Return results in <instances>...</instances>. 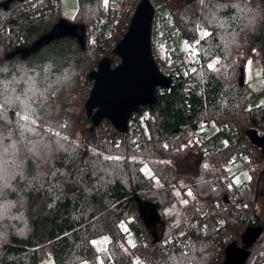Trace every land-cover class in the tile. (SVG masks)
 <instances>
[{
	"label": "trees",
	"instance_id": "16d2710c",
	"mask_svg": "<svg viewBox=\"0 0 264 264\" xmlns=\"http://www.w3.org/2000/svg\"><path fill=\"white\" fill-rule=\"evenodd\" d=\"M78 1L70 21L85 27V49L72 36L43 40L42 47L33 48L62 19L61 7L37 18L10 19L0 32V264H40L49 258L55 264H94L99 252L92 241L102 235L109 236L112 264H212L217 253L214 264H223L229 246L222 244L223 238L243 245L242 236L250 228L260 231L245 264H257L264 251V218L256 208L264 184V171L259 170L264 105L248 106L244 72L253 53L264 69V0H190L176 8L166 0L174 26L196 46L200 65L171 87L158 88L157 102L132 115L141 132L137 138L130 132L122 138L108 120L95 127L84 110L73 114L68 105L46 100L48 94L78 90L80 77L90 81L87 72L98 62L90 38L105 0ZM15 3L8 10L0 7V17L9 16ZM124 19L125 10L117 27ZM205 31L210 35L201 39ZM214 60L227 62L221 75L209 67ZM145 109L149 113L142 118ZM24 115L28 121L21 119ZM196 122L208 127L234 122L238 133L223 151L206 158L186 134ZM76 129H81L85 147L70 140ZM250 132L257 133V140ZM240 144L253 147L254 160L242 190L245 204L235 208L229 201L230 185L219 179L212 188L203 175L209 170L220 175L223 166L218 163L226 164ZM195 152L200 158L193 174L171 163ZM146 162L161 187L143 173ZM173 185L187 201L186 223L200 219L201 206L222 204L231 211L222 216L218 229L189 232L190 242L182 246L165 217V208L175 201ZM131 219L142 233L134 248L122 227ZM154 225H160L159 234Z\"/></svg>",
	"mask_w": 264,
	"mask_h": 264
},
{
	"label": "built area",
	"instance_id": "2783aa9c",
	"mask_svg": "<svg viewBox=\"0 0 264 264\" xmlns=\"http://www.w3.org/2000/svg\"><path fill=\"white\" fill-rule=\"evenodd\" d=\"M140 1L141 0H132V2L128 4L125 9V19L117 27L119 16L121 15L117 5L121 3V0H105L103 16L91 32L92 43L90 47L97 53L98 62L103 57H109L113 67H116L121 63V58L114 53V49L128 30L131 19L134 16ZM15 2L16 3L10 12V15L0 17V32L8 27V21L10 19H16L23 15L37 18L43 15L52 14L58 11L61 7L60 0H21ZM150 2L154 9L151 23L152 55L160 72L170 78L171 83L173 84L199 67L200 58L198 56V50L193 43L186 41L174 26L168 1L150 0ZM168 8L170 9V15L165 12ZM118 34L120 35L119 40L117 38ZM94 69H97V65ZM90 72L91 71H88L87 73L90 74ZM82 83L79 92L77 94H70L69 100H78L82 106L85 107L93 89L94 80L91 79L89 81L83 76ZM256 105L258 104L248 103V106L250 107ZM116 131L119 136H122V138L128 132L136 138L141 135L136 122L131 118L129 120L127 133H121L117 129ZM237 133L238 127L234 122L218 123L210 127L205 126L201 122H196L186 128V134L188 135L189 140L198 143L199 152L206 158H214L229 144L233 143ZM162 143L169 146V143L165 140H163ZM136 148L138 149V146ZM252 151L253 147L251 145L240 144L233 151L226 164L222 162L218 163V167L223 166L220 175L212 170L205 172L203 175V179L210 182L212 188L217 187L219 179L230 185L229 201L235 208H241L245 204L242 195L244 183L235 184L228 167L239 160L252 164L254 160ZM259 170L264 171V161L260 164ZM230 211V206L222 204H217L211 209L201 206L197 210L200 219L185 224L183 231L179 233L177 232L174 239L177 243L183 246L190 242V234L188 233L193 230H205L208 228L216 230L223 223L222 216L228 214ZM184 233L187 234L183 235ZM171 239L172 238H170V240ZM164 242L166 243L167 240ZM232 243L233 239L229 236L224 237L222 240L223 245H230ZM141 262L142 264H147L145 261ZM134 264H136V262ZM189 264L193 263L190 262ZM257 264H264V251H262V257L258 260Z\"/></svg>",
	"mask_w": 264,
	"mask_h": 264
},
{
	"label": "water",
	"instance_id": "95a60500",
	"mask_svg": "<svg viewBox=\"0 0 264 264\" xmlns=\"http://www.w3.org/2000/svg\"><path fill=\"white\" fill-rule=\"evenodd\" d=\"M15 1L21 0H5L0 2V7L8 10ZM153 14L150 0H141L128 30L114 49V53L121 58V63L113 67L111 59L103 57L99 60L97 69L90 72L94 85L85 110L86 117L92 120L93 126H99L102 121L108 120L119 132L127 133L132 115L142 107L152 106L157 102L158 88L171 87V79L160 72L151 51ZM55 30L61 32L57 37L54 35ZM59 36L78 37L82 49L86 48L85 27L64 18L35 41L33 48L42 47L43 40L51 42ZM17 53L19 50L12 52L9 57ZM259 231L256 229L254 235H249L243 245L234 242L230 244L223 264H245L250 254L248 247L256 240Z\"/></svg>",
	"mask_w": 264,
	"mask_h": 264
},
{
	"label": "rangeland",
	"instance_id": "374dc122",
	"mask_svg": "<svg viewBox=\"0 0 264 264\" xmlns=\"http://www.w3.org/2000/svg\"><path fill=\"white\" fill-rule=\"evenodd\" d=\"M186 1H190V0H171V7L176 8L177 6L181 5L183 2H186ZM128 4H129L128 0H121V3L117 5V8L120 11V13L127 8ZM78 6H79L78 0H61L62 18L68 19V20L74 19L78 11ZM165 12L168 15H170L169 8L166 9ZM91 43H92V39L90 38V44ZM211 65H213L212 67L213 70H215L217 74L221 75L227 65V62H221L219 60H214L211 63ZM82 77L83 76H81L79 80L80 87L78 88V90L76 91L66 90L62 92L61 94H48L46 96V100L50 102L56 101V102L68 105V111L73 114H80L81 111L84 110L85 116H86L85 107H83L82 104L78 100H75V99L69 100L70 94H77L79 90L81 89L82 84H83ZM244 80L246 82V86L248 89V95H247L248 103L264 104V69L261 66L259 59L255 53L250 55L247 60V63L245 66V72H244ZM148 113H149L148 109H145L141 117L144 118V116L148 115ZM250 137L255 140L257 137V133L250 132ZM69 138L71 141H74L76 144H79L80 146L85 147L81 129H76L75 133ZM198 158H200V155L195 152L193 153L192 156H189V157L186 156L180 160L171 161V163L174 164L180 171L193 174L197 166ZM252 168H253V165L251 163L245 162L242 160H239L228 167L232 175L233 182L235 184H241V183L247 182L249 180L250 170ZM141 169L147 177L151 178L154 181V184L156 187L162 186L159 179L156 176H154V172L152 171V168L148 162L144 163ZM237 181H239V183H237ZM260 188H261V198L259 202L257 203L256 208L260 216L264 218V184H261ZM171 191L175 196V201L172 204H170L168 207H166L165 210L169 208L170 206L171 207L174 206L176 209L179 208L180 211L183 210L184 212L185 198L182 194L181 188L179 186L173 185L171 187ZM186 192L189 193L188 190H186ZM122 227L123 229L125 228L127 229V231H125L127 243L129 240H131L134 244H136L141 240L142 233L134 219H131L130 221L123 223ZM152 229L156 234H159L161 227L160 225H154V227L152 226ZM255 232H256V229L254 228H250L246 230L242 236V240H243L242 242H244L245 239L249 235H252V234L254 235ZM105 237L108 238V242H109V236L107 235L99 236L94 240L100 241V240H103ZM108 242L103 245L101 244L94 245L97 251L99 252L94 264H101V262L102 264L111 263V256L108 250ZM218 258H219V254L217 253L215 257L213 258L212 264L216 263L218 261ZM40 264H55V263L53 259L49 258V259L41 260ZM77 264H91V263L88 261H83Z\"/></svg>",
	"mask_w": 264,
	"mask_h": 264
},
{
	"label": "crops",
	"instance_id": "0c3cea01",
	"mask_svg": "<svg viewBox=\"0 0 264 264\" xmlns=\"http://www.w3.org/2000/svg\"><path fill=\"white\" fill-rule=\"evenodd\" d=\"M165 217L176 232H182L185 226V212L170 206L165 210Z\"/></svg>",
	"mask_w": 264,
	"mask_h": 264
},
{
	"label": "snow or ice",
	"instance_id": "6c2138e0",
	"mask_svg": "<svg viewBox=\"0 0 264 264\" xmlns=\"http://www.w3.org/2000/svg\"><path fill=\"white\" fill-rule=\"evenodd\" d=\"M209 35H210V34H209L208 32L205 31V32H203V33L201 34V39H203V38H205V37H208ZM197 43H199V41H197ZM209 67L211 68V67H213V65L210 64ZM29 118H30L29 115H24V116L21 117V119H23V120H25V121H28ZM31 122H32L33 124L36 123L35 120H32ZM56 135L59 136V133H56ZM64 139H66V137H64ZM107 159H110V160H113V159H115V160H119V159H121V158H120V157H112V156H109V157H107ZM145 167H147V166H145ZM237 183H239V181H237ZM191 194H192L191 192L188 193V195H191ZM184 203L186 204L187 201L185 200ZM124 231H127V229L125 228ZM107 242H108V238L105 237L103 240H100V241L93 240V241H92V244H94V245H96V244H101V245H103V244H106ZM128 243H129V245H130L131 247H133V248L136 246L131 240H129ZM101 250H103V249H101ZM101 264H102V262H101ZM136 264H142V262L139 261V260H137V261H136Z\"/></svg>",
	"mask_w": 264,
	"mask_h": 264
}]
</instances>
